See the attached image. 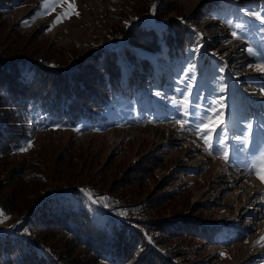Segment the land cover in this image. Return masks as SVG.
Returning a JSON list of instances; mask_svg holds the SVG:
<instances>
[{
    "label": "rangeland",
    "instance_id": "rangeland-1",
    "mask_svg": "<svg viewBox=\"0 0 264 264\" xmlns=\"http://www.w3.org/2000/svg\"><path fill=\"white\" fill-rule=\"evenodd\" d=\"M158 1H0V45L50 56V66L68 55H77L76 60L96 59L107 48H118L106 40L108 29L120 24L117 16L133 14L148 4L152 13ZM169 4L172 11L167 18L187 21L196 37L184 55L168 58L166 51L149 55L139 50L149 63L145 70L120 55V64L125 62L122 91L107 108L76 126L36 116L29 122L30 137L0 159V234L28 238L22 231L24 220L38 204L62 195L72 197L77 205L75 191L89 203L94 223L105 227V210L82 185L60 189L53 183L48 195L22 211L35 199L32 194L40 191L31 194L24 181L9 182L11 170L27 160L33 148L52 147L59 154L68 148L81 155L76 167L67 166L77 181L130 193L139 201L170 193L158 201L165 203V215L186 208L215 222L220 233L211 244L188 240L199 253L193 263L264 264V71L260 70L264 22L252 15L264 17V0H169ZM148 17L134 19L128 28L144 24L162 29ZM189 68L191 80L185 75ZM127 69L132 71L130 76ZM22 72L30 74V64ZM189 89H194L195 105L188 102ZM209 101L221 110L214 117L204 112ZM209 119L221 121V139L228 138L216 151H209L198 135L201 122ZM152 157L157 159L153 170L141 183L130 186L131 172ZM51 240L66 244L65 249L69 246L68 240L57 236ZM30 247L52 258L43 245L31 242Z\"/></svg>",
    "mask_w": 264,
    "mask_h": 264
},
{
    "label": "trees",
    "instance_id": "trees-1",
    "mask_svg": "<svg viewBox=\"0 0 264 264\" xmlns=\"http://www.w3.org/2000/svg\"><path fill=\"white\" fill-rule=\"evenodd\" d=\"M156 5L153 20L163 25L161 30L144 24L128 28L134 19L151 14L150 4L133 14L119 15V26L106 32L108 43L118 48H107L96 59L76 60L77 55H68L50 66V56L0 45V159L30 137L29 122L36 116L49 123L76 126L107 108L122 91L120 55L144 70L149 63L139 50L149 55L166 51L168 58L184 55L196 40L194 31L188 29L187 21L167 18L172 11L169 0H159ZM27 64L32 67L30 74L22 72ZM67 149L59 154L52 147L33 148L27 153L30 157L11 170L9 182L24 181V187L32 188L31 194L40 191L32 194L35 199L22 211L48 195L53 183L60 189L82 185L94 199L104 198L97 203L108 216L107 224L100 227L94 223L89 203L78 191L72 195L77 205L70 196L47 198L24 220L22 231L28 238L0 234V264H52L55 260L58 264H195L199 253L189 241L211 244L220 233L215 222L186 208L165 215V203L158 201L170 193L139 201L130 193L120 195L111 188L77 181L67 166L76 167L81 155ZM156 160L152 157L140 162L138 171L132 169L129 185L141 183ZM56 236L68 240L69 246L65 249L66 244L52 241ZM31 242L43 245L52 258L37 254Z\"/></svg>",
    "mask_w": 264,
    "mask_h": 264
},
{
    "label": "snow or ice",
    "instance_id": "snow-or-ice-1",
    "mask_svg": "<svg viewBox=\"0 0 264 264\" xmlns=\"http://www.w3.org/2000/svg\"><path fill=\"white\" fill-rule=\"evenodd\" d=\"M252 15H255L257 19L264 22V17H262L258 13H252ZM233 36H236V33H233ZM249 54H252V49H248ZM251 67V65H250ZM261 71H264V67H261ZM191 68L188 69V71L185 73L187 78L189 80L192 79L190 76ZM181 82H184L183 79ZM195 94L194 89L188 90V102L190 105H195L196 101L192 100L191 97ZM197 99H199L198 94ZM217 103H222V100H218ZM201 108H204L203 105H198ZM188 115H191V113L188 110H185ZM221 110L218 108H215L213 103L209 101L207 108H204L205 115H208L209 113L214 117L215 115L219 114ZM191 123V122H189ZM209 134L211 135V141H209L208 137ZM223 134V123L221 121H214L212 119H209L206 123L201 122L200 124V130L198 135L205 140L206 143H208V150L209 151H216L220 146L228 139L227 137H224V139H221V136ZM104 198H95L94 202H100ZM2 222V221H0ZM19 223V222H18Z\"/></svg>",
    "mask_w": 264,
    "mask_h": 264
},
{
    "label": "water",
    "instance_id": "water-1",
    "mask_svg": "<svg viewBox=\"0 0 264 264\" xmlns=\"http://www.w3.org/2000/svg\"><path fill=\"white\" fill-rule=\"evenodd\" d=\"M149 19H152V20H153V12L149 15L148 20H149ZM150 26L155 27L154 25H150ZM123 63H125V62H123ZM123 63H122V64H123ZM126 63H127V62H126ZM132 67L135 68L134 66H132ZM137 69H138V68H137ZM122 76H123V70H122L121 78H122ZM29 214H30V213H29ZM29 214H28V215H29Z\"/></svg>",
    "mask_w": 264,
    "mask_h": 264
},
{
    "label": "bare ground",
    "instance_id": "bare-ground-1",
    "mask_svg": "<svg viewBox=\"0 0 264 264\" xmlns=\"http://www.w3.org/2000/svg\"><path fill=\"white\" fill-rule=\"evenodd\" d=\"M132 27V26H131ZM130 27V28H131ZM135 71V69H133V72ZM126 74H127V76H130L131 74H132V71L131 70H129V69H127L126 71ZM255 189V188H254Z\"/></svg>",
    "mask_w": 264,
    "mask_h": 264
}]
</instances>
